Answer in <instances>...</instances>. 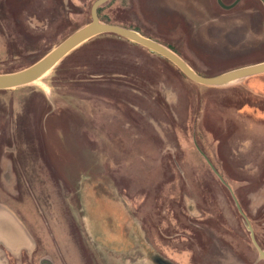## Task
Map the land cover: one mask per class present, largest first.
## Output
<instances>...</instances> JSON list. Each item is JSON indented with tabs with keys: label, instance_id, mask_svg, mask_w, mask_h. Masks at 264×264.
I'll return each instance as SVG.
<instances>
[{
	"label": "rangeland",
	"instance_id": "obj_1",
	"mask_svg": "<svg viewBox=\"0 0 264 264\" xmlns=\"http://www.w3.org/2000/svg\"><path fill=\"white\" fill-rule=\"evenodd\" d=\"M95 1L0 0V74L89 24ZM99 18L203 77L264 62V0H109ZM252 238L264 253V74L199 85L102 34L0 91V246L14 264H264Z\"/></svg>",
	"mask_w": 264,
	"mask_h": 264
},
{
	"label": "water",
	"instance_id": "obj_2",
	"mask_svg": "<svg viewBox=\"0 0 264 264\" xmlns=\"http://www.w3.org/2000/svg\"><path fill=\"white\" fill-rule=\"evenodd\" d=\"M109 0H96L90 11L91 22L79 29L59 46L49 52L41 60L30 67L8 74H0V91L21 88L32 85L50 73L69 53L84 44L85 42L102 34H112L129 42L137 44L172 63L190 81L209 87H223L249 77L264 74V62L235 69L215 77H203L197 74L180 56L164 45L144 37L134 30L118 25L104 23L100 20L98 9ZM219 5L225 9L234 7L240 0H236L231 6H224L221 0ZM250 232L251 228H249ZM252 236V233H251ZM253 240V238H252ZM258 248L257 244L253 240ZM260 257L264 259V253L258 248Z\"/></svg>",
	"mask_w": 264,
	"mask_h": 264
},
{
	"label": "flooded vegetation",
	"instance_id": "obj_3",
	"mask_svg": "<svg viewBox=\"0 0 264 264\" xmlns=\"http://www.w3.org/2000/svg\"><path fill=\"white\" fill-rule=\"evenodd\" d=\"M254 246L256 247L255 244H254ZM256 249L258 250L257 247H256ZM0 253H2L3 256H4V259H5V263L4 264H14V262H13L14 259L12 258L13 255H12L11 251L8 248L0 246ZM262 260H264V259H262Z\"/></svg>",
	"mask_w": 264,
	"mask_h": 264
},
{
	"label": "trees",
	"instance_id": "obj_4",
	"mask_svg": "<svg viewBox=\"0 0 264 264\" xmlns=\"http://www.w3.org/2000/svg\"><path fill=\"white\" fill-rule=\"evenodd\" d=\"M99 12H100V8L98 9V14H99Z\"/></svg>",
	"mask_w": 264,
	"mask_h": 264
}]
</instances>
